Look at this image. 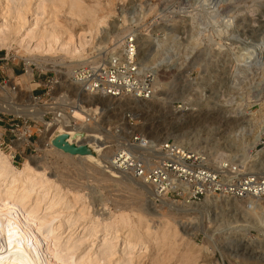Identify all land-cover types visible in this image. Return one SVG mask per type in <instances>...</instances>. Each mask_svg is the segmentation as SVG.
<instances>
[{
  "label": "rangeland",
  "instance_id": "rangeland-1",
  "mask_svg": "<svg viewBox=\"0 0 264 264\" xmlns=\"http://www.w3.org/2000/svg\"><path fill=\"white\" fill-rule=\"evenodd\" d=\"M31 1L34 13L31 10L27 14L28 22L22 30L27 28L31 30L29 34H36L47 22V12L42 14V9L44 3L49 1ZM84 5L92 6L97 16L105 20L97 25L92 39L87 37L90 41L85 45L86 63L119 55L124 36L135 33L142 62L159 75L157 93L151 100L139 104V101L124 99L111 105H104L102 100L90 101L68 83L70 74L67 66L71 65L72 70L80 66L77 65L79 58H71L61 52H27L19 45L10 51L0 48V57L7 58L0 60V86L4 75H10L14 82L10 72L12 68L20 69L17 76L25 73L26 58H31L34 62L30 64L33 76L30 72V79L16 77L19 89L29 84L40 96L39 104L48 106L54 99L53 94L52 99L46 95L47 85L57 81L53 92L60 90L68 93V100L72 101V106L68 101L69 114L74 106L82 108V105L88 104L97 109L91 115L87 114L90 115L89 119L87 117L81 122V139L75 141L72 137L67 138L69 145L78 142V147L86 149L83 154H71L72 159L57 153L56 150L62 149L54 150L50 141L40 145L38 141L45 127L33 118L28 119L32 137L22 149L10 147L9 139L13 136L6 131L3 122L0 124V150L8 156H15L12 160L15 168L24 169L28 157L30 163L37 166L34 168L46 173L42 180L45 181V188L49 185L50 196H53L43 197L41 216L49 212V206L62 199L56 205L57 209L55 206L52 208L53 213L73 218L69 223L66 221L68 219L63 220L60 232V243L76 249L73 252L75 249L71 247L69 251L75 253L69 258L71 263L91 255H100L101 259L103 253L115 252L116 257L112 258L114 262L120 256L133 257V262L125 264H152L158 258L162 260L167 257L163 264H264V208H253L249 201L211 197L197 205L172 209L162 198L157 200L148 190L125 179L122 173L112 175L111 169L105 167L109 160L105 145L116 144L112 134L117 129L127 133L136 131L159 143L176 138L210 155L224 154L239 158L251 155L250 150L255 148L259 137L264 136V0H84ZM50 9L47 8V11ZM68 9V5L60 7L61 14L64 13L60 15L61 20H66L64 15ZM38 11H42L41 14ZM5 20L0 15V29ZM75 28L78 30L80 27ZM22 30L20 36L27 31ZM28 37L30 45L37 43L36 38ZM56 69H61L64 74L57 73ZM18 94L20 99L16 102L24 104L26 91ZM6 97V92L3 93L0 87V101ZM98 112L102 115L99 124L90 123L91 117ZM128 113L137 122L135 128L128 123ZM46 116L50 121L52 114ZM0 117L4 118L3 115ZM87 125L95 126L94 132ZM261 148L258 147L259 150ZM86 164L96 167H87ZM251 168L264 171V167ZM105 176L109 178L107 181ZM35 179L40 180L38 174ZM40 186L37 185L39 190L35 187V191L44 189ZM136 200L138 204L135 205ZM83 207L86 208L84 213ZM84 214L87 219H82ZM96 214L100 218L124 214L133 221L137 220L136 227L142 217L144 224L148 222L155 233L150 236L148 250L143 244L139 251L131 252L124 245L123 237H117L118 234L114 232L106 236L104 223L96 220ZM144 224H139V230L136 228L139 231L137 235L145 233ZM165 224L166 230L176 229L178 236L162 240L160 235L165 230L161 228ZM95 228L98 232L94 231ZM103 240L115 247L104 249L106 241ZM143 240L146 243L147 238ZM79 243L80 246H77ZM188 245L193 246L192 251L185 255L183 252ZM62 253H66V250H62ZM106 255H103L105 262L101 264H109V255L105 259ZM157 262L161 264L160 260Z\"/></svg>",
  "mask_w": 264,
  "mask_h": 264
},
{
  "label": "bare ground",
  "instance_id": "bare-ground-1",
  "mask_svg": "<svg viewBox=\"0 0 264 264\" xmlns=\"http://www.w3.org/2000/svg\"><path fill=\"white\" fill-rule=\"evenodd\" d=\"M40 1L42 0H39L38 2ZM0 2H1L0 15H2L7 21H9V22H6L5 20L4 21L5 23L1 24L2 26V29H0V48L1 49H6L10 51L13 48H15L14 47L15 45H19V46H22L27 52L40 51L46 54L51 53V52L66 53L71 58L72 57L79 58V63L77 65L85 64L87 62V59L84 56L85 45L88 43V41H90V39L87 37L90 36V38L92 39L97 30V25L105 21L104 18H100L99 16H97L96 10H94L92 6L84 5V0H46L47 3H44V8L42 9V11L44 10V12L42 11L41 12L42 14L47 12V15H48V19H46L47 22H45L44 26L41 27L38 33L29 34L31 30L28 31L26 28V30L28 31L27 32L26 30H22V29L25 27V25H27L26 24L28 22L27 14L30 13L31 10L34 13V9H32L31 7L32 1L31 0H0ZM66 5H68L69 7L68 13L64 15L66 20H61L60 15L62 16V14L64 13L62 12L61 14L60 7H63ZM49 7H51V9L48 12L47 8ZM36 10H37V7H36ZM38 12H35V13L37 14ZM44 18H46V16ZM77 26L80 27L78 30L75 28ZM21 30L26 31V33L20 36ZM28 36H31V38L33 37L32 39L36 38L37 43L35 45L33 44L30 45L29 42L31 43V41L28 39L29 38ZM25 64H26L25 73L17 76L16 74H14V71L11 69L10 72L12 74L14 82L12 81L11 82L12 84L9 83L6 86H2V85L0 86L2 88L3 93L6 92L7 94V97L0 101V113L1 112L13 113L16 116H23L25 118H33L43 123L45 126V132L43 133V136L41 137V139L38 141L41 146L48 144L50 141L54 150H56L57 148H59L56 145V140L61 135H66L67 138L72 137L73 139H75V141H78V139H81L79 138L80 136L81 137L83 136L81 135L82 130L79 129L80 126L82 125L81 122L85 121L87 117L89 119V116L92 114L91 112L97 109L94 108V106L93 107L89 106L88 104L82 105V108H78V106L77 107L74 106L76 108L72 107L70 114L68 113L69 109L67 108V111H65L64 109V112H62V118L57 117L53 121H48L45 118V115L51 109L52 106H50L49 104L48 106H44L45 103L43 105V104H39L38 101L33 100L32 91L34 89L29 84H25L23 88L19 89L18 88L19 83L15 82V79H17L16 77H27L28 79H30L29 78L31 75L30 72L32 73V76H33V69L31 68L32 67L31 65L34 64V62L32 61V59L26 58ZM35 64L44 65L42 63H35ZM67 67H69L68 74H70L72 67L71 65H68ZM56 71L59 74L60 73L64 74L62 73L61 69L60 70L56 69ZM57 83H58L57 81L52 82L51 85L53 86V88H55ZM68 83L69 85L72 86L73 89H75L76 91L78 90L79 94L82 95L83 98L85 99L88 98L90 101H97V100L101 101L102 100V103L104 105H111V104L117 103V101L119 102V99L90 96L84 93L78 87L72 85L69 80H68ZM13 85L17 86L15 90H12ZM24 91H26V94H27L26 96L27 99H25L26 102L24 104L19 105L16 102V99L18 98V95H19L18 93L24 92ZM59 91L57 93L55 92L56 94L53 92L54 99L60 93H64V92H61V91L59 92ZM66 99L67 100L69 99V95ZM70 100H69L70 106H72L71 104L72 101ZM137 101H139V104L141 103L144 104L147 102L145 100L144 101L137 100ZM89 104L91 103L89 102ZM89 113L90 115L88 116L87 114ZM87 127L89 128V130L91 127V132H94V130L96 129L95 126H92V125L91 126L87 125ZM91 135L94 137L96 136V134H91ZM88 136L89 134L87 135V138ZM159 139H156V140H159ZM23 140L28 141L27 138H23ZM23 140H20L14 143L12 145V148L16 150V149H19L20 147H23L24 146ZM161 140L164 141L163 139ZM73 144L76 145L77 147L79 145L78 142H75ZM56 152L61 154L66 159H72L71 153L66 152L63 149L61 151L56 150ZM12 160H13L12 156H8L6 153L0 150V264H101V262L103 261L102 257L105 254L109 255V258H108L109 262L106 261L109 264H125L127 262H133V257L131 259V258H126V257L121 258V256L120 258H116L117 260L114 262L112 258L114 256L116 257L115 252L104 254L103 253L104 251H103L102 252L103 255H101L102 256L101 259L99 258L100 255L99 257L91 255L89 257L87 256L88 258L86 259L83 258L76 263H71V260H69V258H71L75 254L73 252H75L76 249L71 246L75 250L72 249L73 252H69L71 247H69L68 245L67 246L69 248L66 245H64L66 246L65 248L67 249L65 248L62 249V247L64 246L61 244L62 242L60 243V240L62 237L60 232L62 230L61 227H63V220L68 219L66 220L68 222L72 220L73 218L70 216L68 218H65L63 217L64 215L61 216L58 212H57L58 214L53 213L52 208L54 206L56 207V205L61 202L60 200H62L58 196L57 197L60 199L59 200L60 202L57 201L53 203L52 205L49 204L51 205L48 207L49 212H46L48 215L47 214L44 215L43 213L41 216V213H42L41 209H43V200H44L43 197L45 198L47 196L49 198L53 196L52 194L50 196L51 191H50V188H48L49 185L47 186V188H45V181L42 180V178H44L46 173L44 174L43 172L44 170L39 171L38 169L34 168L37 166L36 165L33 166L30 163L28 157L24 165L25 168L22 170H18L17 168H15ZM37 161L41 162V160H37ZM37 161L35 160V162ZM76 164L83 166L79 162H76ZM86 165L87 167H96L94 164L93 165L86 164ZM105 167H109L111 169L112 175L118 174L117 172L122 173L118 169H115V167H111L108 164H105ZM36 174H38L40 177L39 181L35 179ZM123 175L126 176V177L124 176L125 179L128 178L133 183H136L140 187H143L145 190H148L149 193L151 192L152 194H154V190L151 186L148 185V187H150V189H148L147 185L141 183V181H139L138 179H135L131 177L130 175H126V174H123ZM108 179H109L108 176H105V180L107 181ZM39 184H41L40 187H43L44 189L42 188L43 190L38 192L37 190L35 191V187L37 188V185ZM75 196L77 197V200H78L79 195L77 194ZM161 198L164 201V203L168 204L169 207H171L172 209H176V208L180 209V207L182 209L183 207L182 205H186V206H189V204L191 206L197 205L191 202L187 203L186 201L171 200V198L166 197V196L161 197ZM72 202H76V201L72 200ZM174 202H177V203H174ZM181 202H183L184 204ZM77 203L78 202H76V204ZM136 204H138V200L135 201V205ZM60 205L58 208H60ZM84 209L86 208L83 207L82 209L83 213L85 211ZM82 210L78 209V211H81V212ZM60 212L62 214V211ZM176 212L178 211L176 210ZM79 213L80 212L76 214L78 215ZM116 215H111V216L107 215V217L105 218L104 217L100 218L101 216L99 217V215H97L98 217L96 216L97 217L96 220H98L99 223H104L103 225H104L105 235L107 236L111 232H114L118 234L117 237L119 238L123 237V240L125 243L124 245L126 246V248L131 249L130 250L131 252L132 251L134 252L136 250L139 251L138 249H140L141 246H144L143 244H145V247L148 250V247L151 243L150 236L152 234H155L153 228L151 229L148 222H146L147 224H144L143 218L141 217L139 219V224L141 225L144 224L146 226V229H145V233H140V234L138 233L139 235H137V232H139L138 231L139 229L137 228L139 224L136 227V224L138 223L136 222L135 224L136 219H134L133 221L132 218H130V216H127L124 214H119L118 216ZM82 217L84 216L82 215ZM85 218H86V215L82 219H85ZM103 219L105 220V222H102ZM57 222L58 224H56ZM166 225L167 224H165L164 227L162 228L160 227L162 230H165L162 233V235H160L161 236L160 238H162V240L163 239L165 240L166 238L169 239V238L178 236V231L176 229L172 230V228L170 229L167 228L166 230ZM94 231L98 232V229L95 228ZM144 237L147 238L146 243L143 240ZM68 240L70 239H67V241ZM103 241H106V240H103ZM80 243L77 246H80ZM104 243H105L104 249H107L109 247H115L114 245H111L109 241H106ZM192 247H193L192 245H188L183 253L185 255H188V253L192 251ZM62 250L63 252L64 250H66V253H62ZM147 250H145V252H147ZM130 251L128 252L131 253ZM108 255H106L104 258L106 259ZM138 257H141V256H138ZM166 259H168V257L162 260L161 258H158L156 260L157 261L160 260L161 264H163V261ZM157 261L154 260V262H151V263L160 264Z\"/></svg>",
  "mask_w": 264,
  "mask_h": 264
},
{
  "label": "built area",
  "instance_id": "built-area-1",
  "mask_svg": "<svg viewBox=\"0 0 264 264\" xmlns=\"http://www.w3.org/2000/svg\"><path fill=\"white\" fill-rule=\"evenodd\" d=\"M130 34L124 36L119 55H110L108 60L97 59L75 67L69 75L70 83L94 97L134 101H149L155 97L158 72L142 62L138 37L133 32ZM3 59L7 58L0 57V60ZM11 80L10 75H4L1 85L12 84ZM51 84L47 85L46 95L50 96L49 99L53 98L54 91ZM12 87V90H15L17 86ZM63 92L50 101L49 105L52 107L46 113L52 114L50 121L57 117L62 118L64 109L67 111L68 93ZM32 98L39 103L40 96L36 95L34 90ZM17 99H20L19 95ZM0 115L4 116L0 117V124L3 122L6 131L13 136L9 139L10 147L23 138L28 139L23 140L24 147L27 146L32 137L29 118L6 112H1ZM92 117L90 123L99 124L102 115L98 112ZM127 119L130 127L137 126L130 113L127 114ZM39 131L42 132L40 129ZM112 136L116 144L105 145L109 152L106 164L151 186L154 197L159 201L161 197L166 196L173 200L197 204L205 199L218 197L249 201L253 208H264V171L251 168L264 167V136L259 137L255 150H250L251 155L248 158L224 154L210 155L176 138L159 143L136 131L127 133L117 129ZM258 147L262 148L259 150ZM12 159L14 161V155Z\"/></svg>",
  "mask_w": 264,
  "mask_h": 264
},
{
  "label": "water",
  "instance_id": "water-1",
  "mask_svg": "<svg viewBox=\"0 0 264 264\" xmlns=\"http://www.w3.org/2000/svg\"><path fill=\"white\" fill-rule=\"evenodd\" d=\"M56 145L60 149H63L66 152H69L71 154H83L86 152V149L84 147H77L76 145H69L67 142V136L61 135L56 140Z\"/></svg>",
  "mask_w": 264,
  "mask_h": 264
},
{
  "label": "crops",
  "instance_id": "crops-1",
  "mask_svg": "<svg viewBox=\"0 0 264 264\" xmlns=\"http://www.w3.org/2000/svg\"><path fill=\"white\" fill-rule=\"evenodd\" d=\"M7 65H9V64H7ZM12 69L14 71V74H16V75H18V73H20V69H18V68H12Z\"/></svg>",
  "mask_w": 264,
  "mask_h": 264
}]
</instances>
